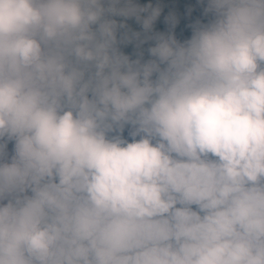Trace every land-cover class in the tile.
Wrapping results in <instances>:
<instances>
[{
    "label": "clouds",
    "instance_id": "9594fccd",
    "mask_svg": "<svg viewBox=\"0 0 264 264\" xmlns=\"http://www.w3.org/2000/svg\"><path fill=\"white\" fill-rule=\"evenodd\" d=\"M0 264H264V0H0Z\"/></svg>",
    "mask_w": 264,
    "mask_h": 264
}]
</instances>
